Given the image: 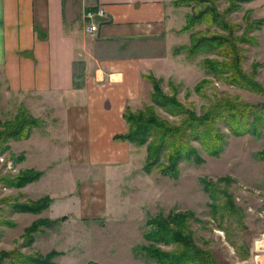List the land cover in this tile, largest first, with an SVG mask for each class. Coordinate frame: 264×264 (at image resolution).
Returning a JSON list of instances; mask_svg holds the SVG:
<instances>
[{
  "label": "rangeland",
  "instance_id": "1",
  "mask_svg": "<svg viewBox=\"0 0 264 264\" xmlns=\"http://www.w3.org/2000/svg\"><path fill=\"white\" fill-rule=\"evenodd\" d=\"M168 2L171 30L153 44L155 57L144 75L175 98L181 112L153 104L146 76L141 97L125 110L148 116L150 109L172 125L191 111L214 113L209 124L222 134L220 151L210 154L191 141L201 161L180 160L174 178L162 172L169 153L152 164L150 139L126 140L134 147L129 164L112 171L92 166L84 145L63 138L67 130L59 121L31 112L0 81V123L9 125L0 127V264H157L142 247L170 252L176 245L147 240L144 234L153 228L147 220L160 216L161 223L178 214L217 264H255L256 241L257 264H264V125L258 122L257 136L233 135L221 108L225 102L248 104L264 116V0ZM6 131L12 137H3ZM27 169L40 175L31 173L32 180L23 183L18 178ZM202 178L211 181L203 184ZM224 194L233 202L231 215L220 207ZM43 196L51 201L39 212L16 208ZM180 224L166 225L175 230ZM245 251L249 257L243 258Z\"/></svg>",
  "mask_w": 264,
  "mask_h": 264
},
{
  "label": "crops",
  "instance_id": "2",
  "mask_svg": "<svg viewBox=\"0 0 264 264\" xmlns=\"http://www.w3.org/2000/svg\"><path fill=\"white\" fill-rule=\"evenodd\" d=\"M168 1L0 0V81L59 121L90 165L121 168L134 147L114 136L127 131L123 113L141 97L153 44L171 30ZM98 7L105 16L84 17Z\"/></svg>",
  "mask_w": 264,
  "mask_h": 264
},
{
  "label": "trees",
  "instance_id": "3",
  "mask_svg": "<svg viewBox=\"0 0 264 264\" xmlns=\"http://www.w3.org/2000/svg\"><path fill=\"white\" fill-rule=\"evenodd\" d=\"M184 1L185 0H175L174 4L183 3ZM145 76L146 75H143V77ZM146 78L152 81L153 91L151 93V99L153 104L165 108L169 113H173L170 112L172 109H176L177 113L181 112L179 111L180 105L175 98L160 92L157 82L152 76H146ZM221 108L223 112L228 114L226 117L227 121H229L228 128L231 134L240 135L243 133H250L255 136L260 134L257 125L259 121H262V126L264 125L262 110H256L248 104L234 105L226 102L221 104ZM22 109L23 108L20 107L19 110ZM145 110L146 113L148 112V116L140 114L141 112L134 115L126 109L123 116L127 123V131L123 134L115 135L114 138L128 140L129 142L136 144L148 142L150 139L149 142L153 143L149 144L148 149L152 156V158H150L152 164L159 162V154L163 152L169 153L168 157H166L168 165L163 166V173L175 178L178 173L176 164L180 160L195 159L198 162L201 161L197 148L192 146L191 141L200 142L202 149L204 148L210 154L216 155L220 151L221 142L223 140L222 134L214 131L209 124L214 118V113H204L201 116H197L191 111L188 112L187 118L183 119L179 125H172L167 121L158 118L154 113H151L150 109ZM25 112L28 111L26 110ZM3 125L6 127L9 126L7 122H4L3 124L0 123V127ZM204 131L207 133L206 139L203 138ZM15 133L17 132L15 131ZM11 135L13 134L9 131L2 133V136L5 138L12 137ZM207 142H213L214 146L213 144L209 145ZM148 164L144 166V169H146ZM31 173H34L36 176L40 175V172L27 169L23 171V174L19 176L18 180H21L23 183L32 180L29 178ZM226 177H219L218 179H226ZM201 181L204 184L207 183L206 181L209 182L211 180L202 178ZM204 190L209 193L212 201H217L218 198L210 194V187H204ZM224 196L227 198L225 194ZM50 201L51 199L48 196H43L36 201L20 203L16 208L20 211H31L33 213L39 212L45 208ZM220 207H223L228 212V215H231L234 206L233 202L227 198L221 202ZM159 217L157 216L147 220V226H153V228L151 227L148 229L145 232L144 237L149 241L159 242L165 245L173 243L176 247L170 252H162L158 248H153V245L143 246L142 250L147 252L148 256L154 258L157 261V264H217L211 252L208 250H202L198 247L192 233L186 231V227L184 228V226H181L179 220H177L180 217L179 214L173 217L169 216L170 219H164L161 223L159 222ZM167 223L174 224L177 227L180 224L179 228L182 229L174 230L168 228L166 225ZM32 228L33 226L29 229ZM241 257H249V253L245 251L241 254Z\"/></svg>",
  "mask_w": 264,
  "mask_h": 264
},
{
  "label": "built area",
  "instance_id": "4",
  "mask_svg": "<svg viewBox=\"0 0 264 264\" xmlns=\"http://www.w3.org/2000/svg\"><path fill=\"white\" fill-rule=\"evenodd\" d=\"M96 16L97 17H103V16H105V9L103 7H98L96 11H87L84 14V17L86 19H90L91 21H93V19ZM96 29H97V24L94 23V22H91V24L88 27V31H92L93 32ZM258 243H259V241L258 242L257 241L255 242V248H254V251L255 252H254V254L252 256V260L254 261L255 264H257L258 257H261V255L259 253L261 251V248H258V246H257ZM262 250H264V249H262Z\"/></svg>",
  "mask_w": 264,
  "mask_h": 264
},
{
  "label": "water",
  "instance_id": "5",
  "mask_svg": "<svg viewBox=\"0 0 264 264\" xmlns=\"http://www.w3.org/2000/svg\"><path fill=\"white\" fill-rule=\"evenodd\" d=\"M62 218H64V216H62Z\"/></svg>",
  "mask_w": 264,
  "mask_h": 264
}]
</instances>
